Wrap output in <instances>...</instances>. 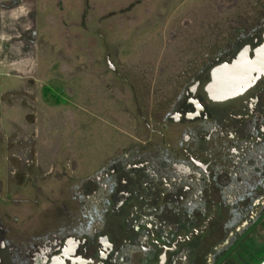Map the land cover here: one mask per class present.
<instances>
[{
	"label": "flooded vegetation",
	"instance_id": "obj_1",
	"mask_svg": "<svg viewBox=\"0 0 264 264\" xmlns=\"http://www.w3.org/2000/svg\"><path fill=\"white\" fill-rule=\"evenodd\" d=\"M201 61L55 218L0 216V264L264 261V10ZM232 66L247 85L214 99V70Z\"/></svg>",
	"mask_w": 264,
	"mask_h": 264
},
{
	"label": "rangeland",
	"instance_id": "obj_2",
	"mask_svg": "<svg viewBox=\"0 0 264 264\" xmlns=\"http://www.w3.org/2000/svg\"><path fill=\"white\" fill-rule=\"evenodd\" d=\"M264 0H0V216L39 225ZM213 46V47H211ZM151 118V119H150Z\"/></svg>",
	"mask_w": 264,
	"mask_h": 264
},
{
	"label": "water",
	"instance_id": "obj_3",
	"mask_svg": "<svg viewBox=\"0 0 264 264\" xmlns=\"http://www.w3.org/2000/svg\"><path fill=\"white\" fill-rule=\"evenodd\" d=\"M237 66L216 69L213 72V81L209 87V93L214 99L225 100L240 93L247 85L246 81L236 80ZM225 78H222V75ZM264 264V261L261 263Z\"/></svg>",
	"mask_w": 264,
	"mask_h": 264
}]
</instances>
